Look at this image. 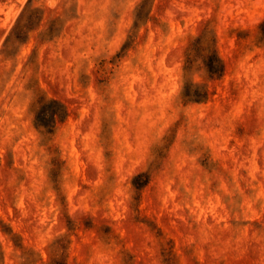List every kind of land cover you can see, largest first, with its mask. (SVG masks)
<instances>
[{
    "label": "rangeland",
    "instance_id": "rangeland-1",
    "mask_svg": "<svg viewBox=\"0 0 264 264\" xmlns=\"http://www.w3.org/2000/svg\"><path fill=\"white\" fill-rule=\"evenodd\" d=\"M258 24L235 0H0V264H264ZM189 28L221 76L177 111Z\"/></svg>",
    "mask_w": 264,
    "mask_h": 264
},
{
    "label": "clouds",
    "instance_id": "clouds-1",
    "mask_svg": "<svg viewBox=\"0 0 264 264\" xmlns=\"http://www.w3.org/2000/svg\"><path fill=\"white\" fill-rule=\"evenodd\" d=\"M240 8H251L253 5L264 7V0H235ZM239 20V17H237ZM247 18H245L246 20ZM184 41L182 56L175 61L178 70L174 73V92L172 105L177 111H183L181 107L189 103H201L207 98V84L221 76V61L219 58L213 59L215 52V38L210 30L193 32L187 29L181 37ZM253 42L260 47H264V25H255L253 30ZM34 98H38L34 94ZM40 105L37 104V111ZM23 109V106H22ZM197 123L199 121H196ZM45 135L48 129L41 125ZM155 155L150 161V168H159L163 156V148L156 147ZM135 176H132L123 188L122 199L126 204L133 205L138 189L135 187ZM115 185H106L100 192L101 197L111 198L112 189ZM93 206H95L93 204Z\"/></svg>",
    "mask_w": 264,
    "mask_h": 264
}]
</instances>
